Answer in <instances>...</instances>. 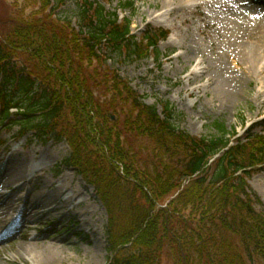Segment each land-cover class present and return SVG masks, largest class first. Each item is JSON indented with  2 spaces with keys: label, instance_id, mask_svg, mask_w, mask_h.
Instances as JSON below:
<instances>
[{
  "label": "trees",
  "instance_id": "trees-1",
  "mask_svg": "<svg viewBox=\"0 0 264 264\" xmlns=\"http://www.w3.org/2000/svg\"><path fill=\"white\" fill-rule=\"evenodd\" d=\"M24 1L31 13L0 38L2 124L68 144L64 163L108 213L109 264H264V211L248 183L264 167V129L230 149L221 124V137L179 130L169 103L163 118L106 68L159 56L166 33L139 41L100 0H74L77 28L57 13L68 0Z\"/></svg>",
  "mask_w": 264,
  "mask_h": 264
},
{
  "label": "rangeland",
  "instance_id": "rangeland-1",
  "mask_svg": "<svg viewBox=\"0 0 264 264\" xmlns=\"http://www.w3.org/2000/svg\"><path fill=\"white\" fill-rule=\"evenodd\" d=\"M226 1L100 0L108 12H118L121 4L127 2L133 4L132 8L120 10L119 15L131 21V30L138 39L146 32L170 33L159 44V56L155 53L154 58L134 62L128 61L126 55L116 56L106 68L116 69L143 102L157 106L161 114L162 106L169 103L176 113L179 130L195 137H221L216 127L221 124L227 138L238 134L236 139H240L264 119V36L258 40L254 32L260 27L254 28L248 20L239 19ZM27 5L24 0H0V38L11 31L10 22ZM76 5L74 0H68L58 14L69 17L77 28ZM26 11L30 14L32 9ZM226 83L231 97L220 92ZM2 118L0 107V123ZM8 126L0 125V164L11 168L14 160L23 161L30 156L35 162L34 167H27L25 161L22 172V177L27 172V179L35 185L24 188L17 197L24 198L28 192L31 200L42 194L58 197L51 208H41L40 213L66 204L37 226L31 219L36 215L31 210L32 203L25 198L18 200L19 211L13 213L9 229L3 234L14 232L27 216L31 223H27L20 240L0 245V264H38V253L27 252L22 257L18 247L40 242L57 245L54 250L62 256L57 264H108L112 257L108 215L94 189L75 171L62 166L71 151L68 144L42 142L32 135L19 140V129ZM260 130L261 127H255L254 133ZM0 181V197L23 183L17 180L8 186L4 178ZM249 185L262 202L257 209L264 211V169L255 174ZM81 194L83 198H78ZM0 201L1 204L4 199ZM58 239L68 242L63 244Z\"/></svg>",
  "mask_w": 264,
  "mask_h": 264
},
{
  "label": "bare ground",
  "instance_id": "bare-ground-1",
  "mask_svg": "<svg viewBox=\"0 0 264 264\" xmlns=\"http://www.w3.org/2000/svg\"><path fill=\"white\" fill-rule=\"evenodd\" d=\"M228 2L232 3V0H228ZM241 6H243V5H241ZM249 7L251 10L252 17L255 19L253 21V23L251 22L250 26H254V28L258 27V26L260 27V29H258L257 31L254 32V36H258V37L261 35L264 36V22H258V19H259L258 16L259 15L256 16L255 14L252 13L253 10H255V7H256L255 4L253 5V2H251V3H249ZM170 13L171 12H168L167 15H170ZM246 30H248V29H246ZM259 39H260V37L258 38V40ZM194 74H199V73H196V71H195ZM226 84L223 85L224 89H221L220 92H221V94H225V95L227 94L230 96L231 90L229 89L228 84L227 85ZM42 156H43V154H42ZM25 161H26V164L30 167L35 163L30 156V157L25 158V160H23V161L14 160L11 164V168H7V167L4 168L3 166H0L1 169H3L5 171L4 175L8 174L7 179H5V177H4L5 183L8 186L13 181H17V180L22 181L23 180V183L21 185L17 186V188L12 193H9V194L8 193H2L1 194L0 198L4 199V201L0 204V207H1L0 208V234L5 232L9 228V224H10L11 220L13 219L12 218L13 213L14 212L17 213L19 211V207L17 208V206H16L18 200H23L25 198L26 202L32 203L31 210H34L36 215L34 217H32L31 219H32V223L37 224V226L40 224V222L42 225L43 219H45L46 217L52 216L55 213L59 212L61 209L65 208L66 203H62L60 206H56L55 208L48 210V211L44 210L43 212L40 213L39 211L41 208H45L47 206L48 207L46 209L51 208L54 205V202L57 200L58 197L54 196V195L52 196L49 194H42V195L36 197V200H31V199H29V196H28L29 193L25 194L24 198L20 199L19 197H17L18 196L17 194L20 193L28 185V182H26L27 175L25 174V176L22 177V174H23L22 172H23ZM78 198H83L82 194L79 195ZM5 200H8V201H5ZM34 212H31V214ZM65 217H66V214L61 215V219L59 222L60 224H62L63 219ZM31 219H30V216L26 217L25 225L18 228V230L16 231L14 236L11 238V241L20 240V237H21L20 235H23L24 230L27 228V225H28L27 223H31V221H30ZM46 239H48V238H46ZM58 240H60L61 243H63V244H65V243L67 244V242H68L66 240L63 241L62 239H58ZM7 241L8 240L5 239V237L1 238L0 245H3ZM55 248H57V245L47 243V242H40V243L30 244L29 246L27 245L26 247L19 246L18 251H21V253L23 254L22 257L24 255L27 256L28 253H32V254L34 252L38 253L39 256H36L37 257L36 259L39 258L38 264H57V263L61 262L62 256H60L56 253V250H54ZM29 256H31V255H29ZM25 261H27V258L25 259Z\"/></svg>",
  "mask_w": 264,
  "mask_h": 264
},
{
  "label": "water",
  "instance_id": "water-1",
  "mask_svg": "<svg viewBox=\"0 0 264 264\" xmlns=\"http://www.w3.org/2000/svg\"><path fill=\"white\" fill-rule=\"evenodd\" d=\"M114 118V117H113Z\"/></svg>",
  "mask_w": 264,
  "mask_h": 264
}]
</instances>
